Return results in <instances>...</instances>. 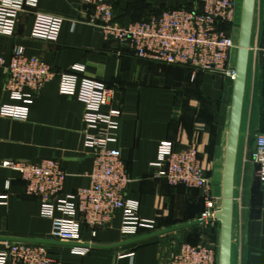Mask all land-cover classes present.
Segmentation results:
<instances>
[{
    "label": "crops",
    "instance_id": "crops-1",
    "mask_svg": "<svg viewBox=\"0 0 264 264\" xmlns=\"http://www.w3.org/2000/svg\"><path fill=\"white\" fill-rule=\"evenodd\" d=\"M104 1L115 21L125 26L196 3ZM233 2L234 24L222 28L234 40L242 0ZM36 10L63 20L57 42L30 37L34 15L27 11L19 16L13 36L0 35V56L7 62L14 47H21L27 56L50 65L57 76L38 91L24 90L31 95L25 121L0 117V165L52 159L66 175L63 195L89 186L93 159L84 147V107L75 97L61 94L58 86L59 74L83 67L85 78L112 92L102 112L117 110L121 115L116 143L109 148L125 168L124 196L138 203V217L152 221L155 228L126 237L118 212L94 237L82 225L75 243L49 241L52 221L42 216L38 199L26 195L18 173L0 166V250L16 243L44 245L54 264H169L182 243L208 245L218 254L219 222L194 225L210 212L202 192L156 179L152 165L163 142L171 143L175 151L194 149L211 184L212 210H220L233 82L206 73L193 78L187 69L139 60L127 42L105 39L88 24L93 11L80 0H38ZM5 78L6 69L0 66V107L21 106L3 90ZM257 136H264V0H255L253 10L233 179L230 264H264V185L251 158Z\"/></svg>",
    "mask_w": 264,
    "mask_h": 264
},
{
    "label": "built area",
    "instance_id": "built-area-1",
    "mask_svg": "<svg viewBox=\"0 0 264 264\" xmlns=\"http://www.w3.org/2000/svg\"><path fill=\"white\" fill-rule=\"evenodd\" d=\"M195 2L192 8L150 14L125 26L115 21L111 6L104 0H80L81 5L92 8L88 24L99 30L105 39L127 42L139 60L184 68L193 78L198 73H206L225 76L233 82L232 55L236 45L222 26L234 24L235 4L233 0ZM37 4L38 0H0V35L13 36L19 16L32 11L34 22L30 37L56 43L63 20L38 12ZM0 66L6 69L3 90L22 103L18 107L1 106L0 117L25 121L31 95L24 90L38 91L57 74L39 58L27 56L21 47H14L7 62L0 56ZM83 74V67L74 66L69 72L58 75V86L61 94L75 97L84 107V147L91 151L93 159L89 186L63 195L66 175L52 159L36 164L5 161L0 166L18 173L25 183L26 195L38 199L42 216L52 221L49 241L75 243L82 225L87 226L94 237L118 212L122 215L121 232L126 237L138 236L141 231L152 232L154 223L140 219L138 203L125 198L128 183L125 168L117 153L109 148L116 143L121 117L117 110L102 112L110 103L112 92ZM251 158L258 169V180L264 185V136L256 137ZM152 167L154 177L171 187L200 190L210 212L206 211L198 222L213 218L211 184L194 149L175 151L171 143L163 142ZM54 213L59 217H54ZM0 264H54V261L44 245L16 243L0 250ZM169 264H218V254L208 245L182 243Z\"/></svg>",
    "mask_w": 264,
    "mask_h": 264
},
{
    "label": "water",
    "instance_id": "water-1",
    "mask_svg": "<svg viewBox=\"0 0 264 264\" xmlns=\"http://www.w3.org/2000/svg\"><path fill=\"white\" fill-rule=\"evenodd\" d=\"M254 4L255 0H242L241 3L235 76L233 80L232 101L222 176L221 207L219 211L214 213L213 218L206 221L208 223L217 221L220 224L218 264H230L235 157L239 137ZM197 224H203V222L194 223V225Z\"/></svg>",
    "mask_w": 264,
    "mask_h": 264
},
{
    "label": "rangeland",
    "instance_id": "rangeland-1",
    "mask_svg": "<svg viewBox=\"0 0 264 264\" xmlns=\"http://www.w3.org/2000/svg\"><path fill=\"white\" fill-rule=\"evenodd\" d=\"M236 35H235V38H234V42H235V45H236V49H235V53L233 55V62L235 63V56H236V51H237V36H238V31L235 32Z\"/></svg>",
    "mask_w": 264,
    "mask_h": 264
}]
</instances>
